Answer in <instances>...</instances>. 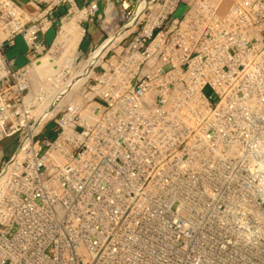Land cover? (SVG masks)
<instances>
[{
  "label": "built area",
  "instance_id": "obj_1",
  "mask_svg": "<svg viewBox=\"0 0 264 264\" xmlns=\"http://www.w3.org/2000/svg\"><path fill=\"white\" fill-rule=\"evenodd\" d=\"M0 264H264V0H0Z\"/></svg>",
  "mask_w": 264,
  "mask_h": 264
},
{
  "label": "trees",
  "instance_id": "obj_2",
  "mask_svg": "<svg viewBox=\"0 0 264 264\" xmlns=\"http://www.w3.org/2000/svg\"><path fill=\"white\" fill-rule=\"evenodd\" d=\"M22 53H23L22 45L21 44H16L15 47L11 48L7 52V56H9L11 58H15L16 59V63L17 64H21L23 62Z\"/></svg>",
  "mask_w": 264,
  "mask_h": 264
},
{
  "label": "rangeland",
  "instance_id": "obj_3",
  "mask_svg": "<svg viewBox=\"0 0 264 264\" xmlns=\"http://www.w3.org/2000/svg\"><path fill=\"white\" fill-rule=\"evenodd\" d=\"M181 11H182V9H179L178 14H180ZM88 43H89L88 38H85V39L82 41V43H81V47H80L82 51H85V50L87 49ZM18 44H20L19 41H18Z\"/></svg>",
  "mask_w": 264,
  "mask_h": 264
},
{
  "label": "crops",
  "instance_id": "obj_4",
  "mask_svg": "<svg viewBox=\"0 0 264 264\" xmlns=\"http://www.w3.org/2000/svg\"><path fill=\"white\" fill-rule=\"evenodd\" d=\"M78 2H81V0H77ZM129 1H132V0H129Z\"/></svg>",
  "mask_w": 264,
  "mask_h": 264
}]
</instances>
